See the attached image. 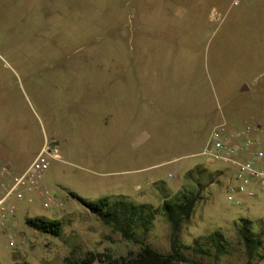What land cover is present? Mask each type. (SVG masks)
I'll use <instances>...</instances> for the list:
<instances>
[{"label":"rangeland","instance_id":"374dc122","mask_svg":"<svg viewBox=\"0 0 264 264\" xmlns=\"http://www.w3.org/2000/svg\"><path fill=\"white\" fill-rule=\"evenodd\" d=\"M222 122L264 127V0H0V155L15 167L58 148L43 178L57 205L11 199L19 236L12 247L0 233V264H109L92 257L141 251L72 194L152 204V227L136 235L169 253L162 202L201 188L184 253L264 264V247L249 259L238 235L244 218L264 228L263 198L237 205L226 191L234 168L199 154ZM33 217L61 220V235ZM196 238L213 253L191 247Z\"/></svg>","mask_w":264,"mask_h":264},{"label":"built area","instance_id":"2783aa9c","mask_svg":"<svg viewBox=\"0 0 264 264\" xmlns=\"http://www.w3.org/2000/svg\"><path fill=\"white\" fill-rule=\"evenodd\" d=\"M240 1L234 0V4ZM199 154L234 168L226 191L234 196L237 205H246L247 199L262 197L264 200V127L218 123ZM51 157H58L57 149L43 147L19 174L13 173L9 162L0 164V233L5 234L12 247L17 245L19 236L16 232L18 207L12 198L29 202L38 199L44 208L57 205V197L43 184Z\"/></svg>","mask_w":264,"mask_h":264},{"label":"trees","instance_id":"16d2710c","mask_svg":"<svg viewBox=\"0 0 264 264\" xmlns=\"http://www.w3.org/2000/svg\"><path fill=\"white\" fill-rule=\"evenodd\" d=\"M201 189L198 191L186 190L175 197H165L163 200L161 210L172 230L171 251L169 253L155 250L136 235V229L140 228L147 232L152 227L158 211L152 204H137L124 199L110 200L109 198L89 201L76 194L72 195L77 197L92 213L98 215L104 223L119 231L124 238L142 245L141 251L131 258H113L109 254H96L93 255V259L98 258L109 264H205L187 256L184 250L190 246L183 243L180 239L182 225L190 220L195 206L201 198ZM27 224L43 233L55 236H60L63 231V224L59 219L33 217L27 219ZM261 226L260 222L245 218L238 225V235L249 259H252L264 247V228L262 229ZM209 240L215 248L216 255L226 251V239L220 230L212 232L209 235ZM191 247L201 254L213 253L212 248L203 246L201 238L194 239ZM90 263L91 260L85 259L82 264Z\"/></svg>","mask_w":264,"mask_h":264},{"label":"crops","instance_id":"0c3cea01","mask_svg":"<svg viewBox=\"0 0 264 264\" xmlns=\"http://www.w3.org/2000/svg\"><path fill=\"white\" fill-rule=\"evenodd\" d=\"M212 130V129H211ZM50 146H51V148H53V147H55L57 150H58V148H57V143H54V142H50ZM200 153V152H199ZM34 159V158H33ZM32 159V160H33ZM6 159H4V157H2L1 155H0V164L1 163H3V162H7V161H5ZM10 163V162H9ZM31 163V162H30ZM30 163H28L27 165H23V166H15L14 167V165L12 164V163H10L11 164V166H12V171H13V173H15V174H19V173H21V172H23L25 169H26V167L30 164ZM1 216H2V212L0 211V218H1Z\"/></svg>","mask_w":264,"mask_h":264},{"label":"water","instance_id":"95a60500","mask_svg":"<svg viewBox=\"0 0 264 264\" xmlns=\"http://www.w3.org/2000/svg\"><path fill=\"white\" fill-rule=\"evenodd\" d=\"M247 89H248V87L245 85L242 90L244 91V90H247Z\"/></svg>","mask_w":264,"mask_h":264}]
</instances>
